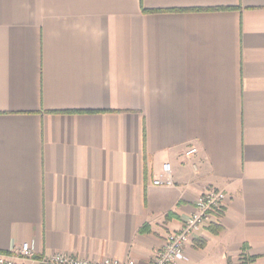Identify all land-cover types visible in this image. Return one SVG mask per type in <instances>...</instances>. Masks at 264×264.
<instances>
[{
  "label": "crops",
  "instance_id": "0c3cea01",
  "mask_svg": "<svg viewBox=\"0 0 264 264\" xmlns=\"http://www.w3.org/2000/svg\"><path fill=\"white\" fill-rule=\"evenodd\" d=\"M210 187L176 264H264V0H0V252L151 264Z\"/></svg>",
  "mask_w": 264,
  "mask_h": 264
},
{
  "label": "built area",
  "instance_id": "2783aa9c",
  "mask_svg": "<svg viewBox=\"0 0 264 264\" xmlns=\"http://www.w3.org/2000/svg\"><path fill=\"white\" fill-rule=\"evenodd\" d=\"M198 152L197 147H190L185 152L191 157ZM158 186H173V166L165 162L161 172L153 179ZM227 194L223 189L210 187L202 192L195 201L194 210L184 220L180 229L166 234L162 247L156 253L151 264H176L185 258L186 247L202 229L213 220L220 219ZM35 260V249L31 243L14 248L9 253L0 252V264H32ZM42 263L48 264H138L133 258L120 259L116 257H85L66 251H56L49 256L41 257Z\"/></svg>",
  "mask_w": 264,
  "mask_h": 264
}]
</instances>
